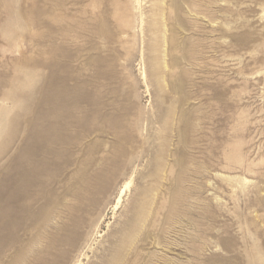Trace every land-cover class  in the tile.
<instances>
[{"label": "rangeland", "instance_id": "1", "mask_svg": "<svg viewBox=\"0 0 264 264\" xmlns=\"http://www.w3.org/2000/svg\"><path fill=\"white\" fill-rule=\"evenodd\" d=\"M0 264H264V0H0Z\"/></svg>", "mask_w": 264, "mask_h": 264}, {"label": "bare ground", "instance_id": "2", "mask_svg": "<svg viewBox=\"0 0 264 264\" xmlns=\"http://www.w3.org/2000/svg\"><path fill=\"white\" fill-rule=\"evenodd\" d=\"M57 143L59 142V139L55 137H48V139L43 138V136L39 137V143L33 145L32 147H27L25 149V152L27 153V157L23 160L21 165V174H22V187L24 188V192L26 195L29 196V193L32 192L26 188V186L29 184L28 182H32V187L35 188V194L33 195L34 200H39V193L36 191H40L43 186L42 182V175L44 174L45 168L47 167V163L45 162V159L42 156V153H47V151H51L53 148L50 145H46V143ZM128 182L125 185V189L129 187ZM30 185V184H29ZM123 191V190H122ZM27 196V197H28ZM37 197V199H36ZM120 198V197H119ZM15 202V201H14ZM120 202V201H119ZM6 215L10 216L11 214V207H8V209L5 211Z\"/></svg>", "mask_w": 264, "mask_h": 264}]
</instances>
